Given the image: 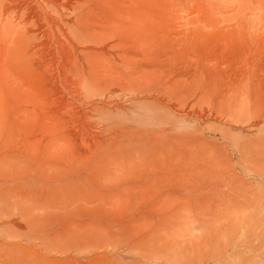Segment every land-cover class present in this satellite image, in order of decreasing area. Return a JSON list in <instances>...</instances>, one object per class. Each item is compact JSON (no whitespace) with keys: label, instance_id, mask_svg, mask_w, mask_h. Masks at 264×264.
<instances>
[{"label":"rangeland","instance_id":"obj_1","mask_svg":"<svg viewBox=\"0 0 264 264\" xmlns=\"http://www.w3.org/2000/svg\"><path fill=\"white\" fill-rule=\"evenodd\" d=\"M208 1L117 23L99 76H11L0 264H264V0Z\"/></svg>","mask_w":264,"mask_h":264},{"label":"bare ground","instance_id":"obj_2","mask_svg":"<svg viewBox=\"0 0 264 264\" xmlns=\"http://www.w3.org/2000/svg\"><path fill=\"white\" fill-rule=\"evenodd\" d=\"M169 1V6H183L190 0ZM211 2L215 1L206 3L210 5ZM236 2L239 16L255 9L252 0ZM260 2L258 1L259 5ZM151 8V0H86L83 4L79 0H0V16L6 15L8 18V22L3 27L0 26V97L4 99V93L9 94L17 89L13 88L11 76L20 78L30 71L50 76V85L56 91L59 90L56 84L58 79L63 85H73L76 69L82 64L81 58L92 77L105 73L115 63L111 64L110 61L114 58L110 60L106 57L105 50H115L121 43L108 42L117 35L121 40L123 30L116 24L125 21L146 23L153 14L150 13ZM72 18L75 19L74 24L68 22ZM11 19L15 22L10 21ZM245 19L241 18L237 27L246 26ZM236 32L239 31L236 29ZM239 34L236 35L240 39L239 36L243 33ZM76 45L92 50L79 52ZM122 55L121 52L115 54L120 58ZM262 138L264 142V136ZM248 156L246 153L243 159L247 160ZM198 187L200 189L201 186ZM201 192L199 191L198 196L202 199L219 195ZM222 197L225 198L224 195Z\"/></svg>","mask_w":264,"mask_h":264}]
</instances>
